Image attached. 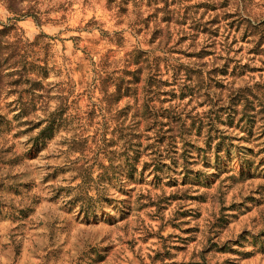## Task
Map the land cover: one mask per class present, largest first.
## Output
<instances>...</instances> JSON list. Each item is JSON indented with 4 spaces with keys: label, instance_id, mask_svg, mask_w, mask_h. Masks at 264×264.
Wrapping results in <instances>:
<instances>
[{
    "label": "rangeland",
    "instance_id": "obj_1",
    "mask_svg": "<svg viewBox=\"0 0 264 264\" xmlns=\"http://www.w3.org/2000/svg\"><path fill=\"white\" fill-rule=\"evenodd\" d=\"M0 264H264V0H0Z\"/></svg>",
    "mask_w": 264,
    "mask_h": 264
},
{
    "label": "trees",
    "instance_id": "obj_2",
    "mask_svg": "<svg viewBox=\"0 0 264 264\" xmlns=\"http://www.w3.org/2000/svg\"><path fill=\"white\" fill-rule=\"evenodd\" d=\"M0 69H1V59H0Z\"/></svg>",
    "mask_w": 264,
    "mask_h": 264
}]
</instances>
